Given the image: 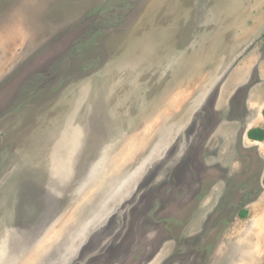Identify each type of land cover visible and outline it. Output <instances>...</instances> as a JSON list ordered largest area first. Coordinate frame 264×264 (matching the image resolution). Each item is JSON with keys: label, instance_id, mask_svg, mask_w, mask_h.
<instances>
[{"label": "rangeland", "instance_id": "rangeland-1", "mask_svg": "<svg viewBox=\"0 0 264 264\" xmlns=\"http://www.w3.org/2000/svg\"><path fill=\"white\" fill-rule=\"evenodd\" d=\"M263 32L264 0H0V264H264Z\"/></svg>", "mask_w": 264, "mask_h": 264}, {"label": "trees", "instance_id": "trees-1", "mask_svg": "<svg viewBox=\"0 0 264 264\" xmlns=\"http://www.w3.org/2000/svg\"><path fill=\"white\" fill-rule=\"evenodd\" d=\"M263 35H264V32H263ZM247 136L251 140L262 141L264 140V129L259 128V127L251 128L247 131ZM245 214H246V210H242V212L240 213L241 216H244Z\"/></svg>", "mask_w": 264, "mask_h": 264}]
</instances>
